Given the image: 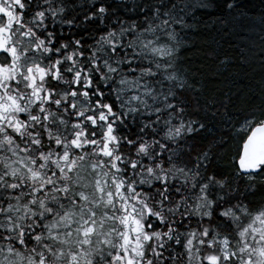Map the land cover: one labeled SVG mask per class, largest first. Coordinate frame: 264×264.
Listing matches in <instances>:
<instances>
[{"label":"snow or ice","instance_id":"6c2138e0","mask_svg":"<svg viewBox=\"0 0 264 264\" xmlns=\"http://www.w3.org/2000/svg\"><path fill=\"white\" fill-rule=\"evenodd\" d=\"M92 3L0 0V264H264V5L256 103L189 0Z\"/></svg>","mask_w":264,"mask_h":264},{"label":"trees","instance_id":"16d2710c","mask_svg":"<svg viewBox=\"0 0 264 264\" xmlns=\"http://www.w3.org/2000/svg\"><path fill=\"white\" fill-rule=\"evenodd\" d=\"M107 2L112 3L113 0H107ZM122 2L129 5V10L120 8L114 11L112 15L127 20L130 16L137 15L130 10V6L133 3H141L143 0H122ZM198 2L199 0H189V3L194 6L188 11L186 22L193 27L186 30L189 34L185 39L191 42L195 38L196 45L211 55L205 56L199 52L189 51L188 55L195 61V64L190 66L203 65L198 69L200 72L210 78L224 80L226 85L231 86L232 92L238 91L234 81L246 85L243 91L256 103H259L261 93L260 67L259 60L255 58L253 53H259L261 30L259 16L262 13L264 0H235V11L224 8L223 0H206L211 5L209 8L195 6ZM96 3H101V0H96ZM92 7V0H75V12H70L69 15H76L77 24H79L85 14L92 15ZM229 12L232 14L229 15ZM143 18V13H139V19L142 21ZM222 20L227 22V27L225 23H222ZM96 23L99 24V21ZM56 26L60 28L53 30L63 31L65 37L71 33L83 31L82 28L76 26L72 28H68L66 25L63 27ZM100 27L103 28V25ZM92 30L89 28L83 34L87 36L88 32ZM240 47L247 50L245 53L248 57L247 64L238 65L235 63V58L241 56ZM229 57H232L233 60H230L227 66L220 65L221 59H228Z\"/></svg>","mask_w":264,"mask_h":264},{"label":"flooded vegetation","instance_id":"af4514ba","mask_svg":"<svg viewBox=\"0 0 264 264\" xmlns=\"http://www.w3.org/2000/svg\"><path fill=\"white\" fill-rule=\"evenodd\" d=\"M55 28L59 29L60 27H59V26H56ZM55 28H54V29H55ZM0 155H2V153H0Z\"/></svg>","mask_w":264,"mask_h":264}]
</instances>
